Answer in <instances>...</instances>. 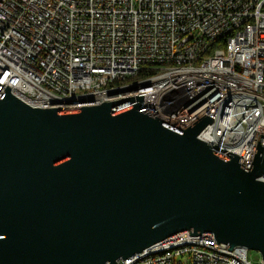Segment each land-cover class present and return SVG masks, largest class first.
Wrapping results in <instances>:
<instances>
[{"label":"water","instance_id":"95a60500","mask_svg":"<svg viewBox=\"0 0 264 264\" xmlns=\"http://www.w3.org/2000/svg\"><path fill=\"white\" fill-rule=\"evenodd\" d=\"M143 103L37 108L7 86L0 264H118L182 231L213 233L264 260V135L246 169L243 157L198 138L215 118L172 127Z\"/></svg>","mask_w":264,"mask_h":264},{"label":"built area","instance_id":"2783aa9c","mask_svg":"<svg viewBox=\"0 0 264 264\" xmlns=\"http://www.w3.org/2000/svg\"><path fill=\"white\" fill-rule=\"evenodd\" d=\"M0 84L37 108L143 95L172 127L209 115L198 138L248 169L264 135V0H0ZM248 254L182 231L116 262L255 264Z\"/></svg>","mask_w":264,"mask_h":264},{"label":"rangeland","instance_id":"374dc122","mask_svg":"<svg viewBox=\"0 0 264 264\" xmlns=\"http://www.w3.org/2000/svg\"><path fill=\"white\" fill-rule=\"evenodd\" d=\"M249 260L255 264H264L263 257L259 251L249 249Z\"/></svg>","mask_w":264,"mask_h":264}]
</instances>
